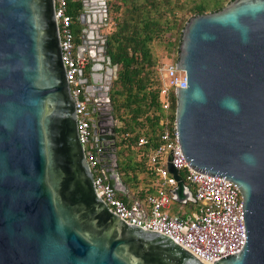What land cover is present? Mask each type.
Instances as JSON below:
<instances>
[{
    "label": "water",
    "instance_id": "95a60500",
    "mask_svg": "<svg viewBox=\"0 0 264 264\" xmlns=\"http://www.w3.org/2000/svg\"><path fill=\"white\" fill-rule=\"evenodd\" d=\"M90 6L94 17L80 24L106 27L105 6ZM101 8L102 22L96 18ZM87 43L81 40L78 49ZM90 43L86 76L80 69L76 77L95 116L99 170L136 214L117 172L109 98L117 65L105 36ZM174 67L185 73V88L174 89L173 114L183 162L198 175L234 185L241 198L243 244L210 263L158 233L126 225L95 196L52 0H0V264H264V0H230L189 17ZM165 167L175 182L171 201L195 205L170 155Z\"/></svg>",
    "mask_w": 264,
    "mask_h": 264
},
{
    "label": "built area",
    "instance_id": "2783aa9c",
    "mask_svg": "<svg viewBox=\"0 0 264 264\" xmlns=\"http://www.w3.org/2000/svg\"><path fill=\"white\" fill-rule=\"evenodd\" d=\"M52 4L59 37L60 59L74 105L77 139L92 176L95 196L105 204L109 212L126 225L162 235L198 262L210 263L238 252L244 239L239 193L234 185L226 181L207 178L190 171L177 147L174 121H170V105L174 89L185 88L184 71L175 70L174 62L169 61L162 64L156 72V79L160 84L158 90L160 115L157 123L159 131L157 144L147 157L148 168L154 176L152 186L155 194L146 199L149 207L148 216L140 218L131 210L130 205L106 184L99 170L98 154L101 150L95 147L92 141V113L84 100L76 77L83 67L84 59L73 54L68 0H52ZM145 144V139L139 138L136 147L140 148ZM168 155L171 166L178 174L181 172L184 183L191 186L193 197L198 204L197 211L186 216L168 212L170 206L174 204L168 190L175 184L165 167Z\"/></svg>",
    "mask_w": 264,
    "mask_h": 264
},
{
    "label": "trees",
    "instance_id": "16d2710c",
    "mask_svg": "<svg viewBox=\"0 0 264 264\" xmlns=\"http://www.w3.org/2000/svg\"><path fill=\"white\" fill-rule=\"evenodd\" d=\"M106 6L109 24L107 52L111 64L117 65L116 78L109 90L116 123L117 172L133 200L146 203V199L155 194L152 186L154 176L148 168L147 157L157 144L160 115V84L154 73L151 74L153 62L150 45L169 29L168 13L172 16V9L176 5H172L170 0H115L114 4L107 2ZM68 7H71L69 2ZM177 7L180 8V5L177 4ZM221 8L219 0H199L194 1L187 12L191 17ZM118 11L121 13L113 18V27L110 13ZM174 108L172 95L170 121L173 120ZM139 138H144L146 144L137 148ZM139 175H143L141 180L145 182L141 188L138 187ZM179 176L183 174L179 172ZM121 199L130 205L127 200Z\"/></svg>",
    "mask_w": 264,
    "mask_h": 264
},
{
    "label": "rangeland",
    "instance_id": "374dc122",
    "mask_svg": "<svg viewBox=\"0 0 264 264\" xmlns=\"http://www.w3.org/2000/svg\"><path fill=\"white\" fill-rule=\"evenodd\" d=\"M194 1H199V0H170L172 5L175 3L176 7L172 9L173 15L171 16L168 13V30L163 32L161 36L156 39L151 45H150V52L152 55V62H153V67H151V74L154 73L156 76L157 69L164 63H168L170 60H173L175 62V56H176V49L178 45V39H179V34L180 31L188 19L190 17V14L187 12V9L191 6V4ZM221 7H223L228 1L230 0H219ZM108 3L114 4L115 0H107ZM211 3V2H210ZM177 4L180 5V8L177 7ZM219 5V4H218ZM207 11V10H206ZM209 12L205 13H210L211 11L208 10ZM121 11H118L117 13H110L111 19H112V25L114 27V19L120 16ZM109 24L107 28L105 29V32H108ZM78 29L77 26L72 27V31H76ZM113 115V112H112ZM115 121L113 117V125L115 126ZM117 161V159H116ZM139 185L138 187L141 188L145 184L143 179V175H139ZM173 206H177L173 204ZM196 206H188V208H192Z\"/></svg>",
    "mask_w": 264,
    "mask_h": 264
},
{
    "label": "flooded vegetation",
    "instance_id": "af4514ba",
    "mask_svg": "<svg viewBox=\"0 0 264 264\" xmlns=\"http://www.w3.org/2000/svg\"><path fill=\"white\" fill-rule=\"evenodd\" d=\"M81 1L82 0H68L69 4H71V7H68V13L71 17V23H70V29L72 31V27L73 26H77L78 29L76 31H72V46H73V54L75 56H77V54L80 56V58L84 59V64L83 67L81 68L82 72H83V76H86V72H87V68L89 65V61H90V55L92 54V46H91V40L96 39L97 34H100L101 31L105 28V27H100L99 29L97 27H93V26H88V28H84L80 22H86V20L90 19L91 17H94V14L92 12V6H90V2H93V4H95L97 7H103L105 6V8L107 7V0H87V3H85V7H86V13L81 14L82 11V6H81ZM107 11V8H106ZM96 18L98 21L102 22L103 21V11L102 8L98 11V13L96 14ZM97 32V34H96ZM82 38V39H81ZM81 40H83L84 42H88L87 44H85V46L81 47L78 49V47L80 46ZM77 49H78V53H77ZM108 53V52H107ZM80 88L82 90V94L83 93V86L80 85ZM103 112V117H104V121L103 123H107V118L109 117V110L107 107H104ZM95 119V116L92 114L91 116V124L93 122V120Z\"/></svg>",
    "mask_w": 264,
    "mask_h": 264
},
{
    "label": "crops",
    "instance_id": "0c3cea01",
    "mask_svg": "<svg viewBox=\"0 0 264 264\" xmlns=\"http://www.w3.org/2000/svg\"><path fill=\"white\" fill-rule=\"evenodd\" d=\"M107 26H108V24H107ZM107 26L101 31L100 34L106 36L107 32H105V29L107 28ZM191 191H192V188H191ZM136 203H137V205H136L137 215L140 218H146L148 216L149 207L147 206L146 203L141 202V201H139V202L137 201ZM191 205L192 206H196V207H193V209L192 208H188V206H191ZM197 208H198V204L193 205V204L186 203L185 205H177L176 207L171 205L169 210H168V212L170 214H174V215L186 216V215H189L191 213L196 212Z\"/></svg>",
    "mask_w": 264,
    "mask_h": 264
}]
</instances>
